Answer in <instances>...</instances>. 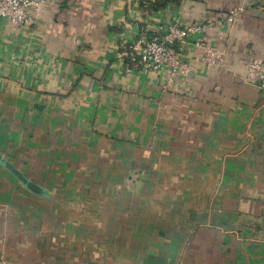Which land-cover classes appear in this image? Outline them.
Returning <instances> with one entry per match:
<instances>
[{
    "label": "crops",
    "instance_id": "crops-1",
    "mask_svg": "<svg viewBox=\"0 0 264 264\" xmlns=\"http://www.w3.org/2000/svg\"><path fill=\"white\" fill-rule=\"evenodd\" d=\"M148 5L43 0L30 26L0 18V151L50 193L0 165V264H264V87L247 78L264 0ZM240 5L209 30L220 62L196 49L170 87L123 54L149 20Z\"/></svg>",
    "mask_w": 264,
    "mask_h": 264
},
{
    "label": "built area",
    "instance_id": "built-area-1",
    "mask_svg": "<svg viewBox=\"0 0 264 264\" xmlns=\"http://www.w3.org/2000/svg\"><path fill=\"white\" fill-rule=\"evenodd\" d=\"M42 6L43 0H0V18L17 26H30L36 22ZM245 10L243 5L236 6L220 18L201 23L187 24L174 18L153 27L149 20L146 30L135 40L123 41V54L142 68L165 71L166 84L170 87L193 66L191 57L196 49L201 50L198 59L203 64L215 66L220 62L221 49L210 42L209 30L216 25L238 21ZM160 29L164 32L161 33ZM125 67L133 70L130 63ZM247 76L264 87V62L249 63Z\"/></svg>",
    "mask_w": 264,
    "mask_h": 264
},
{
    "label": "water",
    "instance_id": "water-1",
    "mask_svg": "<svg viewBox=\"0 0 264 264\" xmlns=\"http://www.w3.org/2000/svg\"><path fill=\"white\" fill-rule=\"evenodd\" d=\"M0 165L6 168L9 172H11L19 181L28 189L33 191L39 196H49V191L35 182L31 177L27 176L21 169H19L8 157H6L0 151Z\"/></svg>",
    "mask_w": 264,
    "mask_h": 264
},
{
    "label": "trees",
    "instance_id": "trees-1",
    "mask_svg": "<svg viewBox=\"0 0 264 264\" xmlns=\"http://www.w3.org/2000/svg\"><path fill=\"white\" fill-rule=\"evenodd\" d=\"M168 1L170 0H149V9L151 10H158L159 8L163 7ZM173 1H180V0H173Z\"/></svg>",
    "mask_w": 264,
    "mask_h": 264
}]
</instances>
